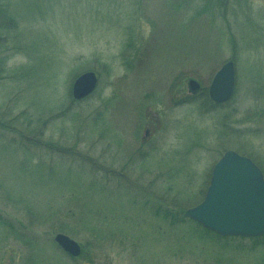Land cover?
I'll use <instances>...</instances> for the list:
<instances>
[{"label": "rangeland", "instance_id": "rangeland-1", "mask_svg": "<svg viewBox=\"0 0 264 264\" xmlns=\"http://www.w3.org/2000/svg\"><path fill=\"white\" fill-rule=\"evenodd\" d=\"M0 5L15 21L0 33V264H264V238L180 216L227 149L264 164V0ZM227 60L236 92L211 107ZM86 70L98 86L76 102ZM59 232L82 257L55 244Z\"/></svg>", "mask_w": 264, "mask_h": 264}, {"label": "water", "instance_id": "water-1", "mask_svg": "<svg viewBox=\"0 0 264 264\" xmlns=\"http://www.w3.org/2000/svg\"><path fill=\"white\" fill-rule=\"evenodd\" d=\"M93 71L78 75L72 83L73 99L89 96L97 86ZM189 89L199 83L190 79ZM234 91V64L225 62L216 71L208 88L214 103H223ZM187 217L223 236L251 237L264 234V176L253 161L233 150H227L212 168L203 200L185 211ZM55 243L72 257L81 253V246L64 233L54 236Z\"/></svg>", "mask_w": 264, "mask_h": 264}, {"label": "trees", "instance_id": "trees-1", "mask_svg": "<svg viewBox=\"0 0 264 264\" xmlns=\"http://www.w3.org/2000/svg\"><path fill=\"white\" fill-rule=\"evenodd\" d=\"M14 27H15L14 17L10 14V11L8 10V8H6L4 5H0V33L1 32H5V33L6 32H9ZM206 92L207 91H205V93ZM185 100H187L188 102H190L191 101V98H187ZM204 102H208V105H210L211 107H217V105H214L209 100L207 93L205 94ZM240 151H241V154H244V155H247L248 157H250L260 167V169L262 170V173L264 174V164H262L261 161H259L258 159H256V157H254L252 154H250L248 152V150H246V149H243V150H240ZM165 215L168 218L170 216L173 217V212L166 210V214ZM180 216L183 217V218H185V219H187L186 216L184 215V210L181 211V215ZM58 231L66 232V233H69V234L75 233V232L72 231V229L69 226H66V225L59 226L58 227ZM205 231L206 232H209L207 230H205ZM261 238H264V235L261 236V237L254 238V239L258 240V239H261ZM83 253H84V249H82V253H81L80 257L83 256ZM70 258L71 259H77V258H72V257H70Z\"/></svg>", "mask_w": 264, "mask_h": 264}]
</instances>
